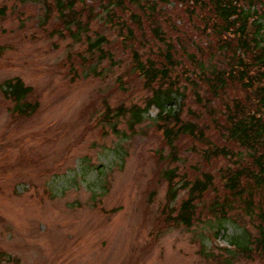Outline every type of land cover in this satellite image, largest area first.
Segmentation results:
<instances>
[{
	"label": "rangeland",
	"instance_id": "374dc122",
	"mask_svg": "<svg viewBox=\"0 0 264 264\" xmlns=\"http://www.w3.org/2000/svg\"><path fill=\"white\" fill-rule=\"evenodd\" d=\"M55 1L0 0V264H263L232 243L254 240L258 225L255 208L247 210L224 187L235 160L206 159L196 153L204 145L183 138L173 162L155 129V107L131 129L129 110L144 108L152 96L134 71L132 53L145 61L166 50L150 34L143 5L113 16L134 33L128 40L98 0H65L87 21V31L69 26ZM168 4L171 23L158 20L178 62L172 77L184 103L179 95L174 107L181 103L182 119L197 122L213 144L229 147L221 116L197 104L190 85L200 60L208 66L219 61L198 55L210 49L212 37L180 6ZM129 14L142 22L132 25ZM99 36L108 58L88 47ZM15 78L31 88L27 101L38 105L29 117L14 115L2 94ZM212 100L218 110L220 102ZM106 108L123 114L107 121ZM230 149L237 160L245 157ZM173 169L180 183L204 174L213 180L196 202L190 227L166 220L163 173ZM186 197L180 190L174 209ZM258 200L256 194L253 207Z\"/></svg>",
	"mask_w": 264,
	"mask_h": 264
},
{
	"label": "trees",
	"instance_id": "16d2710c",
	"mask_svg": "<svg viewBox=\"0 0 264 264\" xmlns=\"http://www.w3.org/2000/svg\"><path fill=\"white\" fill-rule=\"evenodd\" d=\"M171 1L180 6L189 19L195 20L200 33L208 32L207 35L212 37L210 49L198 51V55L215 56L219 61L208 66L200 60L198 73L195 80H190V85L194 89L195 102L205 107L209 113L212 112V116H221L223 124L219 129L225 142L239 148L244 153V158L239 156L237 160L230 146L213 144L197 122L182 119L181 103L178 109L174 107L177 97L181 96L184 103V97L179 93L172 77L178 62L175 59V47L165 41L158 20L161 19L165 25L171 23L170 15L164 9ZM55 3L62 17L68 19L69 26L74 24L78 30L87 31L88 23L75 15L74 3L66 4L65 0H56ZM127 5H143L142 17H145L151 28L150 34L166 49L156 60L147 58L141 61L136 52L132 53L134 71L142 78L145 88L152 96L144 108L135 107L129 110L131 129L143 121L144 114L151 107H155L158 109L157 117L153 119L155 129L169 148L167 158L173 162L178 161L176 142L183 138L204 145L205 148L196 149V153L206 159L235 160L234 167L223 175L224 187L236 200L244 202L247 210L255 208L258 225L254 240L245 241L244 245L243 237L232 243L246 257L254 254L264 264V0H147L144 4L142 0H98L102 13L111 21L117 20L116 25L121 33L126 30L128 40H134L131 29L122 20L113 18L116 11L124 10ZM129 15L132 25L139 24V20L142 22L141 17L138 20V16ZM88 41L90 50L101 53L103 59L110 57L103 52L102 47L106 44L103 36ZM4 89L2 94L13 103L14 115L29 117L36 112L37 103L27 101L32 90L20 79L5 82ZM202 92L204 96L201 95ZM210 97L220 102L218 110L211 107L213 100ZM122 114L120 110L114 113L106 108L105 118L111 122ZM163 177L167 182L166 220L174 225L190 227L198 198L213 184L211 175L204 174L201 180L193 183L184 179L180 183V176L173 169L164 171ZM180 190H185L187 197L174 209L173 203ZM256 194L260 200L258 207H253Z\"/></svg>",
	"mask_w": 264,
	"mask_h": 264
}]
</instances>
